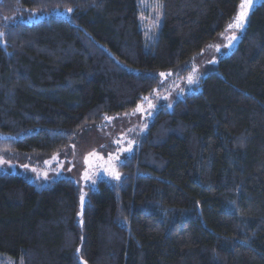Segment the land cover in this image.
Here are the masks:
<instances>
[{"label": "trees", "instance_id": "obj_1", "mask_svg": "<svg viewBox=\"0 0 264 264\" xmlns=\"http://www.w3.org/2000/svg\"><path fill=\"white\" fill-rule=\"evenodd\" d=\"M0 0V150L51 156L186 72L241 0ZM71 9V11H68ZM66 11V17L36 16ZM32 18L31 23L22 19ZM198 90L161 106L121 179L86 188L0 172V255L22 264H264V0ZM79 249V251H77Z\"/></svg>", "mask_w": 264, "mask_h": 264}, {"label": "rangeland", "instance_id": "obj_2", "mask_svg": "<svg viewBox=\"0 0 264 264\" xmlns=\"http://www.w3.org/2000/svg\"><path fill=\"white\" fill-rule=\"evenodd\" d=\"M257 1L259 0H254L253 4ZM251 8L247 10V15ZM139 10V26L145 49L148 50L157 38L161 25V2L160 0H146L142 4L139 2ZM66 16H68L66 11H54L42 17L36 16L34 20ZM22 22L33 21L32 18H24ZM242 29L243 27L227 28L206 51L193 61L191 67L186 65L185 75L179 74L180 71L157 72L159 84L153 92L144 96L148 97L147 101L143 97L134 110L106 116L100 123L81 129L73 141L61 151L51 156H4L0 150V161H2L0 172L17 173L27 180L41 182L67 178L81 190L84 200L86 188H95L97 182L105 181L109 184L118 182L122 177L119 171L120 165L133 154L135 146L146 133L161 106L171 110L177 101L198 90L200 80L211 73L217 62L229 55L237 45ZM162 73L163 76H161ZM189 78H192V83H189ZM149 104L152 106L149 107ZM138 106L142 110L138 111ZM113 172L118 173L120 178L115 179ZM85 173L88 176L87 180L84 178ZM0 264L22 263L0 255Z\"/></svg>", "mask_w": 264, "mask_h": 264}, {"label": "snow or ice", "instance_id": "obj_3", "mask_svg": "<svg viewBox=\"0 0 264 264\" xmlns=\"http://www.w3.org/2000/svg\"><path fill=\"white\" fill-rule=\"evenodd\" d=\"M253 2H254V0H241V4L239 6V11H238L236 17H234L233 22L228 25L229 29H231L233 27L239 29V28H242L244 26V20L246 19V16H247V10L252 7ZM68 11H71V9H68ZM2 35H3V33H0V36H2ZM233 39H235V37H233ZM163 75L164 74L162 73L161 76H163ZM192 82H193L192 78H189V83H192ZM143 99L145 101H147L148 97H144ZM151 106L152 105L149 104V107H151ZM137 110L139 111V110H142V109L140 108V106H138ZM0 162H2V161H0ZM86 162H87V160H86ZM25 167H27V165H25ZM113 175H114L115 179H119L120 178L118 173L113 172ZM84 178L86 180L88 179L87 173H85ZM94 182L95 181H93V183ZM83 200H84V196L82 194L81 195V201L83 202ZM77 251H79V249H77Z\"/></svg>", "mask_w": 264, "mask_h": 264}]
</instances>
